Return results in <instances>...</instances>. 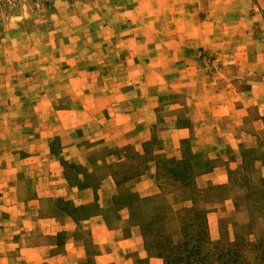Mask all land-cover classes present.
<instances>
[{"label":"rangeland","instance_id":"374dc122","mask_svg":"<svg viewBox=\"0 0 264 264\" xmlns=\"http://www.w3.org/2000/svg\"><path fill=\"white\" fill-rule=\"evenodd\" d=\"M46 147L71 183L111 178L52 207L124 215L131 264H264V0H0V264L37 262L10 202Z\"/></svg>","mask_w":264,"mask_h":264},{"label":"crops","instance_id":"0c3cea01","mask_svg":"<svg viewBox=\"0 0 264 264\" xmlns=\"http://www.w3.org/2000/svg\"><path fill=\"white\" fill-rule=\"evenodd\" d=\"M47 147L43 150L45 154L40 156L44 160V170L33 178L31 193L10 202L13 206L18 204L21 208L19 214L23 219V228L30 222L29 228L32 227L38 234L34 242L35 247L25 248L24 245H20L17 257L24 259V263H27V259L33 258L37 261L35 264H81L88 257L94 264H131L136 259L134 252L138 248V241L134 235L125 233L129 222L124 215L117 219L118 223L114 226L100 213L79 218L72 212L53 211L55 207H52L58 197H63L77 208L90 206L95 201L99 202V196H102L103 203L106 204L105 199L107 200L114 187L111 178L106 176L93 185L84 183L81 173L78 175L81 180L71 183L56 170L57 162L47 154L49 152ZM66 152H70L67 156L69 158L80 157L76 145L64 148L63 153ZM79 162L82 163L81 160ZM212 177H216L213 182H223L226 179L221 168H215ZM147 183L153 185V178L149 176L137 182L140 192L147 189ZM11 204L7 210L14 209ZM11 216L13 218V215ZM57 233L66 234L61 244L55 240L49 242L45 240L47 236H56ZM27 252L30 254L27 255ZM158 261L157 258H149V264H157Z\"/></svg>","mask_w":264,"mask_h":264},{"label":"trees","instance_id":"16d2710c","mask_svg":"<svg viewBox=\"0 0 264 264\" xmlns=\"http://www.w3.org/2000/svg\"><path fill=\"white\" fill-rule=\"evenodd\" d=\"M180 247L179 245H176V248ZM167 251H169V247L166 248ZM228 264V262H227Z\"/></svg>","mask_w":264,"mask_h":264}]
</instances>
